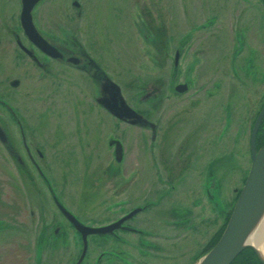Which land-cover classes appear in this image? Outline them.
<instances>
[{
  "label": "rangeland",
  "instance_id": "rangeland-1",
  "mask_svg": "<svg viewBox=\"0 0 264 264\" xmlns=\"http://www.w3.org/2000/svg\"><path fill=\"white\" fill-rule=\"evenodd\" d=\"M17 1L12 0L10 9L0 10V52L15 47L6 31L11 21L6 23L5 20L6 15L12 13L16 26V16L20 10ZM252 2L257 3L258 0H252ZM82 6L84 17L77 24L70 17V14L76 10L71 5V0H47V2L36 7V16L40 19L41 25L47 29L51 28L50 26L60 25L63 28L64 35L62 36L66 35V31L74 32L78 39L76 42L89 50L92 56L98 58L108 71L112 78L111 83L116 86L118 100L124 104L128 101L135 109L145 111L150 109L148 106L151 105V109H153L151 120L156 121L159 128L162 129L160 126L161 118L166 123L173 124V129L180 130L183 134L192 135L196 133L193 128H197L195 124H198L199 120L203 117H217L222 111L220 105L230 100L231 113H233L231 128L225 134L220 133L219 129H214V131L210 129L208 133L207 131L202 133L204 138V134L209 137L210 133H217L218 145L216 148L220 154L224 153L223 155H225V159H223L224 157L221 158L223 160L219 167L222 177H217L216 194L212 201L216 204L217 210L212 209V203L206 195H203L195 209L196 216L193 215L194 218L190 220L195 224L199 223L198 220L202 217L200 214L201 207L203 206L202 214L206 217L205 219L208 218L209 222L203 220L200 224L205 225L206 223L209 226L206 230L204 226L198 225H200L201 231L205 229L206 232L193 236L194 233L190 231L186 233L181 230L177 231L175 237L180 238H177L176 242H172L173 245L165 242L164 247L167 255L162 256L155 263L195 264L203 253L201 251L203 244L208 241L210 235L218 230L224 216H227L226 207L229 205V201L232 202L234 199L235 188H242L246 181L252 162L249 148L250 124L256 116L259 101L264 98V80L259 83L246 82L243 87L229 81L221 89L216 90L212 98H207L205 93H201L202 97L199 98L197 105L192 104L196 98L192 92L193 88L180 94L174 92L173 86L177 82V76L173 73L171 59H169L167 69L161 68L159 66L160 57L156 56L155 45L152 41L157 28L160 34H164L161 38L166 40L168 35L166 33L173 28L172 23L182 27L179 36L184 32L186 33L185 29L188 30L190 26H199L201 21L208 19L209 15H213L214 12H222L221 20L229 24L228 29L217 33V38L215 34H212L210 40L214 42L212 45H215L216 40L219 41L222 37L230 45L233 36V32L230 31L233 27L231 20L232 7H234L233 0H83ZM262 15L264 17L263 13ZM258 19L262 20L263 18L260 16L257 17ZM75 26L78 27V33ZM261 29L262 35H264V23ZM255 34L257 36L258 31H255ZM147 37H150L151 40ZM216 45L219 46L218 42ZM218 56V49L213 50L211 48L206 56L210 65L193 72V75H197L199 83L210 81L211 78L214 80L222 79V76H226L224 74L226 67L223 68L222 63L215 62ZM17 62L18 66L15 68L13 67L12 53L8 52L5 55L0 53L2 68L0 78L7 75L20 78L19 101L27 115H35V112L42 110L46 112L47 110H60L63 114L67 110L69 112V108H72L77 101L80 102L79 107L85 110H88L92 104L91 96L94 94L92 85L76 71L64 72L58 69V66H54L55 68L51 69L52 74L44 76L41 74L43 72L38 71L33 66L27 67L25 61L19 59ZM163 70L164 72L161 73ZM51 80L64 84L60 90L62 93L59 92L61 95L53 96L49 102L45 100L51 91ZM52 93L54 94L53 91ZM41 96L44 100L36 101V98ZM162 98L164 102H162ZM245 106L249 107V112L246 114L248 129L241 124L243 118L241 112L244 111ZM54 113L57 114V112ZM134 113L135 117L143 122V115L139 112L138 114L137 112ZM77 116L80 115L74 114V116L67 117L69 131L65 129L67 124L59 120H53L52 127L46 129L45 136L51 141L49 143L54 142V145L47 149L46 153L49 160L42 167L50 185H53L51 186L52 189L57 190L55 193L58 194L59 200L64 205H66V201L68 206L73 208L70 210H74L76 215H79L81 219H89L99 215L101 217L104 214L111 215L115 210H118L112 203L116 200L121 201L122 196L131 194L137 196L142 192L148 193L154 187V183H152L154 172L156 174L154 180L160 183L159 180L162 179L159 177L158 170L161 166L158 163L155 166V171L153 170L152 162L150 163L151 152L148 151L150 142L144 139L148 137L149 131L144 128L142 130V126L137 128L128 125L127 134L125 137L123 136L125 138L124 143H126L124 162H114L112 149L107 141L108 137L118 133L114 130V123L110 122L113 118L108 117V115L102 117L101 126L105 145L96 140V137L101 135L98 132L100 126L96 125L97 129L93 133L95 134L94 141L86 140L89 142V146L85 144L86 147H84L80 144L82 137L78 140L79 134L75 131ZM224 119L225 117L222 119V123ZM89 122L88 120L87 123ZM53 124L56 125L55 128ZM121 125L123 126V124ZM62 131L63 133H61ZM55 138L56 140H54ZM179 143L177 141L176 147L181 145ZM103 147H105V151H102ZM215 150L211 148L204 150L202 155L200 154V161H204L207 155L211 156ZM83 154L86 156L84 157ZM178 154H175L177 158L170 165L174 164L173 169L184 167L183 175L175 176L173 183L176 182V185L168 193H175L181 199L182 190L197 187L199 179H196V174L200 172V166L205 163L197 162L196 166L194 163L192 167L188 168L185 167L186 159L181 156L182 152L180 151ZM108 166H112L114 169L109 175L105 173ZM196 167L198 168L195 169ZM207 169L208 167H205V170ZM36 172L30 166L21 168L15 161L8 159L0 144V264H74L80 254V242H78L74 232L70 228L67 229L64 221H59L60 216L49 194L54 192L53 190L51 192V189L44 185ZM168 188L164 187L161 193ZM153 200L148 198L146 201L151 202ZM128 201L130 204L137 203L132 196L128 197ZM162 204L163 199L159 205ZM223 208L224 212L218 214ZM29 209L34 213L33 216ZM140 217L146 220L147 214ZM54 221L64 224L63 226L61 224L56 226L57 232L63 228L68 233L66 239L60 242L62 244L59 248L64 247V249L62 248L55 254L49 249L46 251L42 248V255L39 245L35 242L38 234L37 229L46 226L47 222L52 223ZM36 225H38L37 228ZM186 229L184 230L186 231ZM168 231L163 232V237L173 234ZM89 252L87 261L89 264H92L95 257L102 253L95 243ZM115 256L121 259V256L113 254L110 256V260H113ZM124 262L142 264L139 261Z\"/></svg>",
  "mask_w": 264,
  "mask_h": 264
},
{
  "label": "flooded vegetation",
  "instance_id": "flooded-vegetation-1",
  "mask_svg": "<svg viewBox=\"0 0 264 264\" xmlns=\"http://www.w3.org/2000/svg\"><path fill=\"white\" fill-rule=\"evenodd\" d=\"M82 1L83 0H71V5L74 6L76 10H74L73 14H70V17L74 19L76 24L82 19V17H84ZM44 2H47V0H39L36 3L32 11V19L34 28L40 32L41 36L47 41L48 46H37L26 34L22 25V20L20 19L22 0H18L17 3L20 10L16 16V26L12 13L6 15L7 21L5 20L6 23L9 20L11 21V23L8 24L6 31L8 32L10 39L14 42L15 47L5 49L0 53H4V55L8 52L12 53L14 62L13 67L16 68V66H18L17 61L20 59L26 62L27 67L33 66L38 71L40 70L43 72L41 74L44 76H50V74H52L51 69H54V66H58V69L64 72L76 71L82 78L84 77V79L92 85L91 88L94 90V94L91 96L92 104L89 106L88 110H85L79 107L80 102L77 101L73 104L72 108L68 107L70 109L69 112L67 110V112L63 114H61L60 110H47V112L42 110V114L41 112L32 111L35 112V115H27L19 101L20 88L18 87L21 83L20 78L9 75L0 78L1 149L8 156V159L15 161L19 167L23 168L25 166H30L32 169H35L44 185H47V187L51 189V192L53 190L54 193L49 194L50 199L54 203L55 209L60 216L59 221H64L67 229L70 228V230L77 236L78 242H80V254L74 261V264H89L87 262L88 254L94 243L100 248L102 253L95 257L92 264H127L124 261L130 263L139 261L142 264H155L162 256L164 257L167 255L164 243L167 242L173 245L174 243L172 242H176L177 238H180L178 236L175 237L177 231L181 230L184 231V233L190 231L194 233L193 236H196V234L199 233L204 234L208 229L209 225L207 226L206 223L205 225L200 224L203 220L206 222L208 221V218L205 219L206 217L202 214L203 206L201 207L200 213L202 217L198 220V224L204 226L206 230L203 229L201 231L200 225L197 223L195 224L190 219L194 218L193 215L196 216L195 209L203 195H206L210 203H212V209H216V204L212 201L216 194L215 190L218 182L217 177H222L219 167L221 166L222 160L225 159V155H223L224 153L220 154V151L216 148L218 145L217 133H210L209 137H206L204 134L205 138L202 137V133H205L206 131L208 133L210 129L213 131L214 129H219L220 133L225 134V132L231 128L233 113H231L230 100L223 103L225 107L220 105L222 111L217 117H203L199 120L198 124H195L197 128H193L196 133H193L192 135L188 133L183 134L180 130L173 129V124H170L169 122L166 123L161 118L160 126L162 129L159 128V124L156 121L151 120L153 116L151 105L148 106L150 109H146L145 111L142 109H135L128 101L124 104L118 100L115 90L116 86L111 83L110 80L112 78L108 71H106L104 65L98 58L92 56L89 50L82 47V44L80 45L79 42H76L78 39L75 37L74 32L66 31V35L62 36L64 35L63 28L60 25L54 27L50 26L51 28L48 29L41 25L40 19L36 16V7ZM11 3L12 0H0V10L10 9ZM233 4L234 7H232L233 11L231 12L233 27L230 29V31L233 32V36L231 37L230 45L228 42H225L222 37L219 41L216 40L219 46L216 45V42L215 45H212L214 42L210 40L212 34H215V37L217 38V33L224 32L225 29H228L229 24L225 23V21L222 22L221 20L223 17L222 12H214L213 15H209L208 19L201 21L199 26L192 25L189 29L187 28L188 30L185 29V31H187L186 33L184 32V34H180L179 36L178 34L182 27L177 26L176 23H172L173 28L169 29L168 33H166L168 34L166 40L165 38H161L164 34H160L158 28L154 32L155 35L152 43L155 45L156 56L160 57L159 66L167 69L169 59H171L170 62L172 63L171 67L173 68V73L177 76V82L173 86L174 92L180 94L193 88L192 92L196 98L194 101L191 100L192 104L194 103L197 105L199 98L202 97L200 95L201 93H205L207 98H212L214 92L221 89L222 86L229 83V81L243 87L246 82L259 83L264 80V35H262L261 32V27L264 23V17L262 15V13L264 14V0H258L257 3L252 2V0H233ZM260 16L263 19L257 20V17ZM76 28V32L78 33V27ZM255 31H258L257 36ZM147 38L151 40L150 37ZM178 40L181 41L177 42ZM211 48L213 50L218 49L219 56L215 59V62L222 63L223 68L226 67V71L224 72L226 76H222V79L220 78L221 80H214L211 78L210 81H201V83H199L197 75H193V72L210 65L206 56L209 54ZM1 69L0 65V70ZM163 72L164 70L161 73ZM63 84L64 83L62 82L60 84V82L51 80V91L48 93L47 100L45 101L51 102L53 96L61 95L59 92ZM242 90L244 91L243 88ZM36 99V101L44 100L42 99V96ZM162 102H164L163 98ZM263 107L264 98L259 101L255 113L256 116L250 124L249 148L251 139L250 135L254 127L253 125L258 116L257 114ZM124 109H127L132 116H126ZM54 112H57V114ZM134 112H137V114L139 112L143 115V122L135 117ZM247 112H249V107L245 106L244 111L241 112V115L243 116L241 124L248 129ZM74 114L80 115L75 119V131L80 135H78V140L82 137V139H80V144L84 147H86V145L89 146V142H86V140L94 141L95 134L93 133L95 129H97V127H95L96 125L100 126L98 132L101 134L96 137V140L103 145L105 139L101 126L102 117L103 115H108V117L113 118L110 122L114 123V130L118 133L108 137L107 141L112 149L114 162H124L126 155V143H124V137L127 134L126 128H128V125H133L137 128L142 126V130L144 128L146 131H149V138L147 137L148 139H144L150 142L148 151L151 152L150 163L152 162L153 170L155 171V166L158 163L161 166L158 170L159 177L162 179L159 180L160 183L157 182V180H154L156 175L154 172V179L152 182L154 183V187L151 188L148 193L142 192L137 196L135 194L122 196L123 199L121 201L116 200L112 203L118 210H115L111 215L104 214L101 217H99L100 215L98 217L93 216L89 219H81L79 215H76L74 210H70L71 207L68 206L66 201V205H64L59 200L58 194L55 193L57 190L52 189L51 186L53 185H50L49 179H47L45 171L42 168L44 163L49 160L46 153L47 149L54 145V142L49 143L51 141L45 136L46 129L52 127L53 120H59L60 122L63 121L64 124H67L65 129L69 131V120L67 117L74 116ZM98 114L99 116H97ZM221 114L223 115L221 116ZM224 117L225 119L222 123ZM181 119L183 120V118ZM88 120L91 124L87 123ZM43 122H46V124H43ZM121 124H123V126ZM89 125L91 126L89 127ZM55 127L56 125H54V128ZM61 133H63V131ZM263 133L264 119L262 120L256 135L257 150L264 145ZM54 140H56V138ZM177 141L180 142L179 144L181 145L178 144L179 146L176 147ZM83 142L84 144H82ZM103 148L102 151H105V147ZM207 148L216 150L215 152H212L211 156L207 155L205 158L206 161H200L202 153L204 150H207ZM180 151L182 152L181 156H183V159H186L185 167L190 168L194 163L196 166L197 162L200 164L205 163L203 166H200L199 169L201 170L196 174V179H199L197 187L195 189L185 188L182 190L181 195L183 196L181 199L180 197H177L175 193H168L176 185V182L173 183L175 176L183 175L182 170L184 167H176L173 169L172 167L174 164L170 165L177 158ZM227 154L230 153L228 152ZM83 156L85 157L86 155L83 154ZM205 167H208V169L205 170ZM197 168L198 167L195 169ZM113 170L112 166H108L105 173L109 175ZM164 187H169L168 190L165 191L167 192L165 195H163L165 192L161 193ZM240 189L235 188L236 194L234 199L232 202L229 201V205L226 207L227 216L230 209H232V205L235 203L234 201L240 192ZM59 195L61 196L60 192ZM130 196H132L133 200L137 202L136 204L129 203L128 197ZM148 198L154 200L147 202L146 200ZM62 199L65 200L64 198ZM162 199L163 204L159 205ZM192 201H194V203H191ZM67 211L72 214L76 221L83 227H109L108 229L110 230L106 233L100 234L90 232L86 235L85 239L87 245L81 261H79V259L83 253L85 242L83 241V231L78 229L74 222L66 216ZM29 212L32 216L34 215L31 209H29ZM223 212L224 208L220 209L218 214H222ZM143 214H147L146 220H144L143 217V219L140 217ZM227 216H224L223 222L218 227V230L208 237V241L203 244L201 251L209 247V244L217 236L219 230L225 226ZM58 224H61V226L64 225L58 221L52 223L47 222L46 226H41L37 229L38 234L35 242L39 245L41 254L43 253V249L46 251L49 249L55 254L61 251L62 248L64 249V247L59 248L62 244L60 242L66 239L68 233L67 231H64L63 228L59 229L57 232L56 226ZM37 227L38 225H36V228ZM186 227L188 228L186 229ZM184 229H186V231ZM84 230L88 231L87 229ZM165 230L172 232L173 236L167 235V237H163V232ZM113 254L121 256V259L124 261L116 258L117 256H115L113 260H110V256ZM43 260L44 258L42 257V262L44 263L45 261Z\"/></svg>",
  "mask_w": 264,
  "mask_h": 264
},
{
  "label": "water",
  "instance_id": "water-1",
  "mask_svg": "<svg viewBox=\"0 0 264 264\" xmlns=\"http://www.w3.org/2000/svg\"><path fill=\"white\" fill-rule=\"evenodd\" d=\"M39 0H22V11L20 19L26 34L37 46H48L47 41L41 36L40 32L34 28L32 11ZM126 108V107H125ZM128 109V108H127ZM127 109H124L126 116H132ZM254 127L251 132L250 148H251V166L246 177V181L242 186L238 198L231 210V214L227 221L219 240L209 249V251L201 254L195 264H231V262L247 247H252L262 264L264 258L259 254L254 244L247 243L251 230L258 223L262 213L264 212V145L257 150L256 135L260 128V124L264 119V107L257 114ZM0 138L2 133L0 130ZM120 158V157H119ZM119 160V159H118ZM66 216L70 218L75 226L83 231L84 248L80 256L81 261L87 245L86 235L91 233H106L110 231L109 227H83L68 211ZM87 229L88 231H85ZM79 263V262H78Z\"/></svg>",
  "mask_w": 264,
  "mask_h": 264
},
{
  "label": "trees",
  "instance_id": "trees-1",
  "mask_svg": "<svg viewBox=\"0 0 264 264\" xmlns=\"http://www.w3.org/2000/svg\"><path fill=\"white\" fill-rule=\"evenodd\" d=\"M263 136H264V133H263ZM263 143H264V141H263ZM239 193H238V195H239ZM238 195H237V197H238ZM237 197H236V199H237ZM236 199H235V201H236ZM234 204L232 205V208H233ZM231 210L232 209H230V211L228 212V216H227V219L225 222V226L219 230V232L217 233V236L209 244V248L207 247L208 249L206 248L205 250H203V253L209 251V249L211 247H213V245L219 240L221 233L223 232L224 228L227 225L226 223H227L229 216L231 214L230 213ZM231 264H262V263L258 257V254L255 253L254 249L252 247L251 248L247 247L241 251V253L231 262Z\"/></svg>",
  "mask_w": 264,
  "mask_h": 264
},
{
  "label": "bare ground",
  "instance_id": "bare-ground-1",
  "mask_svg": "<svg viewBox=\"0 0 264 264\" xmlns=\"http://www.w3.org/2000/svg\"><path fill=\"white\" fill-rule=\"evenodd\" d=\"M250 233L247 243L254 244L261 257L264 258V212Z\"/></svg>",
  "mask_w": 264,
  "mask_h": 264
}]
</instances>
